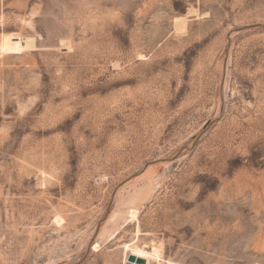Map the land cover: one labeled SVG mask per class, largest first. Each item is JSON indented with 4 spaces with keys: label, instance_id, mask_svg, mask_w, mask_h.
<instances>
[{
    "label": "rangeland",
    "instance_id": "374dc122",
    "mask_svg": "<svg viewBox=\"0 0 264 264\" xmlns=\"http://www.w3.org/2000/svg\"><path fill=\"white\" fill-rule=\"evenodd\" d=\"M264 264V0H0V264Z\"/></svg>",
    "mask_w": 264,
    "mask_h": 264
},
{
    "label": "bare ground",
    "instance_id": "6f19581e",
    "mask_svg": "<svg viewBox=\"0 0 264 264\" xmlns=\"http://www.w3.org/2000/svg\"><path fill=\"white\" fill-rule=\"evenodd\" d=\"M128 255H131L132 258L130 263L128 264H152L150 262V258L154 257L156 254V249L154 247H143L140 249H132ZM158 256V255H157ZM143 258L144 262H139V259ZM155 258V257H154Z\"/></svg>",
    "mask_w": 264,
    "mask_h": 264
},
{
    "label": "water",
    "instance_id": "95a60500",
    "mask_svg": "<svg viewBox=\"0 0 264 264\" xmlns=\"http://www.w3.org/2000/svg\"><path fill=\"white\" fill-rule=\"evenodd\" d=\"M132 259V258H131ZM139 262L143 263L144 262V259L143 258H140L139 259Z\"/></svg>",
    "mask_w": 264,
    "mask_h": 264
}]
</instances>
